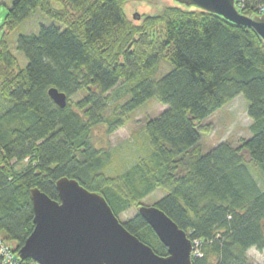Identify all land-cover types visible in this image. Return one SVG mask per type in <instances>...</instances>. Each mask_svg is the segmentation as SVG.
Listing matches in <instances>:
<instances>
[{
  "label": "trees",
  "instance_id": "16d2710c",
  "mask_svg": "<svg viewBox=\"0 0 264 264\" xmlns=\"http://www.w3.org/2000/svg\"><path fill=\"white\" fill-rule=\"evenodd\" d=\"M127 1L15 0L9 8V31L36 10L65 30L21 35L25 69L0 42V97L10 105L0 113V238L18 255L34 230L32 190L59 201L56 183L67 177L102 195L117 217L166 191L154 206L188 235L193 264H253L249 251L264 252V186L249 169L255 165L264 184V40L196 8L166 7L136 25L124 11ZM261 7L264 0H245L240 13L252 18ZM162 61L172 70L154 80L151 70ZM121 83L130 98L105 117ZM52 88L67 95L65 109L50 99ZM241 95L252 137L203 154L204 121ZM153 99L167 109L143 126L145 156L112 174L114 154L95 146L93 129L111 136ZM123 225L168 255L139 214Z\"/></svg>",
  "mask_w": 264,
  "mask_h": 264
},
{
  "label": "water",
  "instance_id": "95a60500",
  "mask_svg": "<svg viewBox=\"0 0 264 264\" xmlns=\"http://www.w3.org/2000/svg\"><path fill=\"white\" fill-rule=\"evenodd\" d=\"M181 5L216 14L225 20L254 29L264 40V15L247 17L235 0H175ZM139 19V16H137ZM61 109L68 104L65 93L48 91ZM59 201L39 189L31 192L34 230L19 249L22 261L37 264H193L194 247L188 235L156 206H140L138 214L151 227L168 255L155 251L132 235L115 215L106 199L90 192L74 179L57 181Z\"/></svg>",
  "mask_w": 264,
  "mask_h": 264
},
{
  "label": "rangeland",
  "instance_id": "374dc122",
  "mask_svg": "<svg viewBox=\"0 0 264 264\" xmlns=\"http://www.w3.org/2000/svg\"><path fill=\"white\" fill-rule=\"evenodd\" d=\"M14 1L0 0V42L5 40L8 43L10 51L19 62V67L25 69L28 61L25 55L17 49L18 38L21 35L38 34L41 27L56 26L61 30H65V26L50 20L42 11L36 10L28 19L12 31H9L5 27V18ZM166 7L195 10L194 7L181 5L175 0H128L124 6V11L131 22L140 25L146 16L158 15ZM137 16H139V19H137ZM159 64L150 73L151 78L154 80L161 79L172 70V66L167 62L162 61ZM118 87L110 93L113 102L111 101L112 104H110L105 112V117L114 113L116 106L124 104L130 98V95L125 94L127 88L124 83H121ZM80 98L81 95H78L72 99L76 101ZM8 106L10 105H6V102L0 97V113L6 111V108H9ZM166 109L167 107L153 99L132 112L128 116L124 127L118 129L113 135L107 136L103 127L93 129L92 136L96 141L95 146L97 148L109 149L114 154L116 163L111 166L109 172L112 174L122 172L133 166L139 158L145 156V152L148 150V143L143 126L147 120L159 117ZM247 110L248 102L241 95L204 121L203 126L209 127L207 130L201 132L199 148L203 154H207L221 143H230L237 147L242 139H250L252 137L251 126L253 121L248 116ZM249 169L252 175L258 180L259 185L263 187L262 179L256 172L257 167L251 164L249 165ZM165 195L166 191H155L143 200V206H154ZM136 214H138L136 210H130L118 218L121 223H124L132 219ZM6 244L10 248H14L15 246L12 241H6ZM248 256L253 264H264V252L251 249Z\"/></svg>",
  "mask_w": 264,
  "mask_h": 264
},
{
  "label": "built area",
  "instance_id": "2783aa9c",
  "mask_svg": "<svg viewBox=\"0 0 264 264\" xmlns=\"http://www.w3.org/2000/svg\"><path fill=\"white\" fill-rule=\"evenodd\" d=\"M245 0H235V6L240 12L243 7ZM260 15H264V7L259 9ZM23 261L19 258L17 254H14L11 248L0 238V264H21ZM30 264H37L31 261Z\"/></svg>",
  "mask_w": 264,
  "mask_h": 264
}]
</instances>
